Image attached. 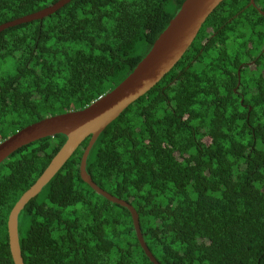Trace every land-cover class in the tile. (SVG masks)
<instances>
[{
  "label": "trees",
  "instance_id": "1",
  "mask_svg": "<svg viewBox=\"0 0 264 264\" xmlns=\"http://www.w3.org/2000/svg\"><path fill=\"white\" fill-rule=\"evenodd\" d=\"M60 1L0 0V27ZM186 1L73 0L0 33V144L116 90ZM260 10L264 0H225L177 66L105 129L89 155L93 181L134 207L160 264H264ZM90 140L22 210L25 264H153L130 211L82 180ZM66 141L39 140L0 166V264H15L13 209Z\"/></svg>",
  "mask_w": 264,
  "mask_h": 264
},
{
  "label": "water",
  "instance_id": "2",
  "mask_svg": "<svg viewBox=\"0 0 264 264\" xmlns=\"http://www.w3.org/2000/svg\"><path fill=\"white\" fill-rule=\"evenodd\" d=\"M72 1L61 0L43 11L8 23L0 27V33L22 24L43 20ZM224 1L187 0L177 17L157 40L150 54L116 90L102 97L85 110L47 118L23 129L0 144L1 166L16 151L34 142L58 135L67 137L61 151L37 183L17 203L10 215L8 231L15 264H25L19 236V217L22 210L54 179L88 138L91 140L84 152L80 166L82 180L98 195L130 211L141 247L153 264H160L145 242L137 211L126 201L118 199L100 188L88 173L87 162L94 145L105 129L132 104L147 95L177 66L195 42L206 21ZM251 2L255 6V0H251ZM259 12L264 16L263 11L260 10Z\"/></svg>",
  "mask_w": 264,
  "mask_h": 264
},
{
  "label": "flooded vegetation",
  "instance_id": "3",
  "mask_svg": "<svg viewBox=\"0 0 264 264\" xmlns=\"http://www.w3.org/2000/svg\"><path fill=\"white\" fill-rule=\"evenodd\" d=\"M254 62L249 63L248 65H252Z\"/></svg>",
  "mask_w": 264,
  "mask_h": 264
},
{
  "label": "clouds",
  "instance_id": "4",
  "mask_svg": "<svg viewBox=\"0 0 264 264\" xmlns=\"http://www.w3.org/2000/svg\"><path fill=\"white\" fill-rule=\"evenodd\" d=\"M101 99V98H100Z\"/></svg>",
  "mask_w": 264,
  "mask_h": 264
}]
</instances>
